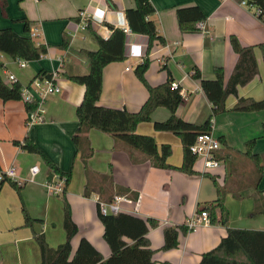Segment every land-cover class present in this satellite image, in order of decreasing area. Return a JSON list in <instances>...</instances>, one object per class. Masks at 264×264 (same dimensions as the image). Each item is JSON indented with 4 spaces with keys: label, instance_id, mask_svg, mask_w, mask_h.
Returning <instances> with one entry per match:
<instances>
[{
    "label": "crops",
    "instance_id": "1",
    "mask_svg": "<svg viewBox=\"0 0 264 264\" xmlns=\"http://www.w3.org/2000/svg\"><path fill=\"white\" fill-rule=\"evenodd\" d=\"M6 1L5 15L0 7V29L11 28L17 34L30 36L36 45H45L47 53L38 60L27 61L23 68L15 58L0 53L1 79L9 85L12 82L8 75L12 74L15 82L24 86L29 85L40 70L60 69L57 83L61 91L45 99V121L30 127L26 125L27 111L22 100L3 102L0 99V170L15 167L18 181L22 183L20 192L8 181L1 185L0 264H39L40 251L33 232H43L50 247L65 241L63 197L78 228L71 239L73 252L85 238L104 258L109 257L111 251L103 239L104 228L98 217L97 203L108 201L114 195L126 196L119 202L120 212L159 223L147 233L154 250V264H199L201 255L226 236V226L210 223L185 235L180 233L176 248L161 249L163 229L183 226L191 215L214 201L215 184L224 189L223 203L229 212V228L264 230V213L252 214L256 187L264 197V170L257 182V167L245 155V143L255 139L252 154L264 156V109L250 112L231 109L237 96L256 100L264 97V18L258 16L254 6L243 5L237 0H149L155 9L150 18L165 44L154 43L144 76L151 86L168 78L178 83L183 101L175 114L186 122L201 125L212 114L200 80L191 76L193 71L198 69L202 78L211 79L214 78L213 69L221 67L227 81L237 61L229 36H236L243 46L255 47L257 75L238 87L237 96L229 95L225 101L226 111L212 120V132L221 143L216 153L221 166L203 173L201 160L195 159L194 174L189 175L177 169L183 160L180 136L156 130L153 126L154 122L170 116L165 107H157L150 121L138 123L136 132L152 136L159 150L162 145L170 146L171 152L166 159L170 168L154 166L141 152L116 142L108 133L91 128L85 134L92 149L86 172L81 153L72 142L78 125L76 108L85 89L68 76L88 73V60L79 52L98 49L92 32L107 38L112 26L128 30L125 59L103 68L97 104L136 112L148 97L147 88L135 73L136 65L145 56L148 38L130 32L125 18V10L135 6L134 0ZM187 6H198L205 14L203 22L207 33L198 28L184 33L179 30L176 9ZM81 11L87 14L90 28L81 23ZM26 21L28 33L24 32ZM33 28L37 29L36 36L30 35ZM64 36L69 39V45L61 49L59 45ZM128 66L130 69L126 70ZM25 138L61 172L70 173L62 194L46 191L48 168L40 154L21 148ZM33 165L38 166L39 173L29 181ZM23 207L33 219L41 222H35L32 228L24 226Z\"/></svg>",
    "mask_w": 264,
    "mask_h": 264
},
{
    "label": "trees",
    "instance_id": "2",
    "mask_svg": "<svg viewBox=\"0 0 264 264\" xmlns=\"http://www.w3.org/2000/svg\"><path fill=\"white\" fill-rule=\"evenodd\" d=\"M242 1V0H237ZM135 6L125 10L129 30L132 33L144 34L148 38L145 56L136 65L135 73L139 80L148 90V97L141 108L136 112L128 111L125 108L117 109L104 107L97 104L102 89L103 68L111 62H119L125 59V38L126 32L118 27H111V34L103 38L97 33H93L98 44L95 51L81 50L79 53L86 57L89 63V71L86 74L70 75L68 78L84 86V95L81 103L76 108L78 125L72 136V142L77 151L81 153L85 171L87 159L92 153V149L86 137L89 129L95 128L110 134L116 142L123 143L151 160L157 167L170 168L166 159L171 152L169 145H162L160 150L150 135L139 134L136 126L140 122L150 121L151 113L157 107H165L170 111V116L164 121H156L153 126L156 130L171 131L180 136L183 146L182 165L177 169L192 175L195 162V155L190 151V145L195 140L197 134L211 130L213 117L226 111L225 101L229 95L237 96L239 86L249 83L258 73V65L255 57L254 46H243L239 39L231 35L229 43L233 51L237 54V61L227 79L224 80V71L221 67L213 69L214 78H202L198 69H195L191 76L200 80L201 88L211 104L212 114L201 124L186 122L177 117L175 111L183 101L180 88L170 87L171 79L156 86H151L145 79L150 59L149 53L155 42L165 44V40L158 34L155 22L150 18L155 9L149 0H134ZM247 5L254 6L261 12L259 17L264 18V0H246ZM6 0H0L2 13L6 14ZM176 18L179 30L190 32L197 30L196 23L203 21L206 16L198 6H187L176 9ZM90 28V25H88ZM24 32H29V23L26 21ZM69 39L63 37L59 45L61 49H66ZM263 46V45H259ZM0 53H5L12 58H21L26 61L38 60L47 53V47L43 44L36 45L33 39L27 35H20L11 28L0 29ZM166 69V67H162ZM168 72V71H167ZM51 72L40 70L35 78H49ZM21 84L13 82L5 84L0 77V99L5 102L8 100H21ZM27 112L36 108V103H25ZM233 111L250 112L264 109V97L256 100L251 97H239L231 108ZM264 130V125H263ZM255 139L245 143L246 156L256 165L260 180L264 170V156L252 154ZM21 148L27 152L40 154L48 168V178L53 173L66 177V185L70 180V173H63L53 165L43 152L34 145L28 138L21 143ZM263 162V165L259 163ZM8 181L17 192L21 186L16 182L5 178L1 185ZM257 186V185H256ZM216 187V199L199 210H206L209 215L210 223L216 222L227 227V234L219 244L213 249L201 255L199 264H264V230H251L243 228H229V212L224 206V189L218 184ZM255 203L252 214L264 213V197L262 193L255 189ZM112 199V198H111ZM109 199V200H111ZM64 217L63 228L66 239L56 247H50L43 232L34 234V239L39 246V264H154L153 253L147 233L150 228L158 226L154 219H143L125 212L116 215H103L98 210V217L103 225V239L110 248L111 254L104 258L101 253L85 238H82L76 250H72L71 239L77 233V225L72 219L68 202L63 197ZM217 211L219 214L217 215ZM24 226L32 228L35 222L25 207L22 208ZM187 234L188 230L183 226L165 227L163 229L162 250L176 248L179 244V234Z\"/></svg>",
    "mask_w": 264,
    "mask_h": 264
},
{
    "label": "built area",
    "instance_id": "3",
    "mask_svg": "<svg viewBox=\"0 0 264 264\" xmlns=\"http://www.w3.org/2000/svg\"><path fill=\"white\" fill-rule=\"evenodd\" d=\"M38 1V0H33ZM241 3L243 5H247L246 0H242ZM261 11L256 9V13L259 14ZM79 17L82 19L81 23L84 27L89 25V21L87 18V14L85 11H81L79 13ZM196 27L202 32L207 33L205 23L203 21L197 22ZM124 30V29H123ZM125 32L128 30H124ZM130 31V30H129ZM31 36L37 35V29L33 28L30 30ZM44 56V55H42ZM41 56V57H42ZM17 64L23 68L27 65V61L21 58H15ZM130 67H126V70H129ZM60 69L54 70L51 72V76L49 78H35L32 79L29 85L21 86V100L25 103H36V108L33 111L27 112V120L26 125L28 127L34 124L43 123L44 116V102L45 99L55 93H59L61 91V87L57 83V79L59 77ZM8 80L10 82H15V76L12 74L8 75ZM170 87L172 89H178L179 85L176 81H171ZM220 141L211 130L208 132H202L197 134L195 140L190 145V151L195 155L196 159H200L202 162L201 172L205 173L208 170L216 169L221 166V161L217 158L216 153L220 148ZM39 173V168L37 165H33L30 167V177L29 181H33L34 177ZM9 178L12 181H16L18 185H22L18 181L16 176L15 167L10 166L3 171L0 170V190H1V182L5 179ZM66 186V177L61 176L57 173H53L51 178L46 179L44 183V187L46 191L53 195H60L64 192ZM125 195H114L111 200L108 201H98V210L103 215H116L121 211L119 202L125 199ZM210 224V219L208 212L206 210H198L193 215H191L184 223L188 232L194 230L200 225Z\"/></svg>",
    "mask_w": 264,
    "mask_h": 264
}]
</instances>
